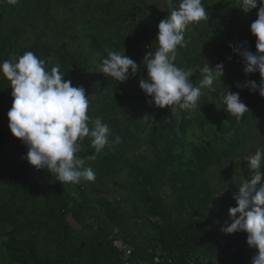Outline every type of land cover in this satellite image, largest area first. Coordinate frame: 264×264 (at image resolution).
<instances>
[{
  "label": "trees",
  "instance_id": "trees-1",
  "mask_svg": "<svg viewBox=\"0 0 264 264\" xmlns=\"http://www.w3.org/2000/svg\"><path fill=\"white\" fill-rule=\"evenodd\" d=\"M181 2L0 0V66L34 53L47 71L57 67L73 87L85 89L90 131L97 118L109 129V145L99 154L90 136L81 144L79 155L95 179L60 184L24 159L27 146L2 123L13 97L0 68V226L10 228L2 243L7 264H122L112 245L117 238L131 248L127 264H150L158 247L175 264H252L257 250L247 245V234L221 229L237 206L242 179L250 180L248 158L264 152V98L235 86L260 83L258 72L245 76L239 54H256L250 26L259 0L248 13L242 0H201L208 20L185 29L187 47L177 49L175 64L193 69L197 86L206 63L213 71L223 64L224 75L214 81L215 91L201 89L195 110L173 115L155 107L139 80L147 75L144 57L158 50L160 21ZM105 49L125 53L139 66L136 76L129 69L120 84L105 77L99 71ZM224 87L249 109L239 121L222 102ZM194 124L213 130L212 139L184 161L178 149ZM116 137L121 142L113 144ZM92 155L96 159L88 160ZM261 172L264 183V162Z\"/></svg>",
  "mask_w": 264,
  "mask_h": 264
},
{
  "label": "clouds",
  "instance_id": "clouds-1",
  "mask_svg": "<svg viewBox=\"0 0 264 264\" xmlns=\"http://www.w3.org/2000/svg\"><path fill=\"white\" fill-rule=\"evenodd\" d=\"M9 4L17 0H8ZM257 0H242L241 11L248 13L257 9ZM208 20V13L201 0H182L168 17L160 21L156 42L158 50L153 55L148 52L143 65L146 78L139 80V87L146 97L159 109L169 108L173 115L177 111H192L197 108L201 89H211L217 78L224 75L223 64L216 65L213 71L206 63L199 69L202 79L194 85L190 78L194 70H184L176 66L177 49L187 47L184 32L192 24ZM250 31L256 38V54L247 50L239 53L244 61V74L259 73L260 83L247 81L236 83L243 90L258 92L264 98V0H259L257 19L251 23ZM107 58L102 60L99 71L105 76L124 83L136 76L139 66L125 53L120 54L105 49ZM230 59V58H229ZM3 76L10 82L13 104L8 112L9 130L14 138L27 146L28 163L37 170H47L62 183L75 184L83 180L93 181L95 175L85 168V160L79 153L82 141L91 137V147L99 154L109 145L108 127L97 118L89 128L87 111L89 100L83 87H73L70 80L59 74L57 67L47 71L44 61L32 52H25L18 62L5 61ZM226 110L239 121L249 109L241 102L238 93L227 87L221 93ZM145 119H148L147 117ZM229 132L225 139H230ZM116 137L113 144L120 143ZM94 161L96 155L87 157ZM262 162L264 152L257 150L248 158L250 180L242 179L238 194L233 197L236 207L229 209V222L221 229L224 234L243 232L247 234V245L257 250L252 264H264V183H262Z\"/></svg>",
  "mask_w": 264,
  "mask_h": 264
},
{
  "label": "rangeland",
  "instance_id": "rangeland-1",
  "mask_svg": "<svg viewBox=\"0 0 264 264\" xmlns=\"http://www.w3.org/2000/svg\"><path fill=\"white\" fill-rule=\"evenodd\" d=\"M149 6H158L159 0H146ZM2 123L7 125L9 123L8 118H3ZM213 130L208 127L202 129L198 125H193L186 130L185 133V143L183 149H178V152L182 155L183 160L187 161L192 157V151L194 147H206L207 144L212 139ZM88 219V218H87ZM70 224L74 229H77V226L74 225V220H70ZM10 231V228L7 225L0 226V264L9 263V258L6 255V250L4 249L2 243L8 239L7 233ZM224 243V241H221Z\"/></svg>",
  "mask_w": 264,
  "mask_h": 264
},
{
  "label": "built area",
  "instance_id": "built-area-1",
  "mask_svg": "<svg viewBox=\"0 0 264 264\" xmlns=\"http://www.w3.org/2000/svg\"><path fill=\"white\" fill-rule=\"evenodd\" d=\"M113 247L120 253L122 264H127V258L131 255V248L122 238L114 239ZM150 264H175V259L165 253L161 247L153 249L151 252ZM186 264H195L194 261H187Z\"/></svg>",
  "mask_w": 264,
  "mask_h": 264
}]
</instances>
